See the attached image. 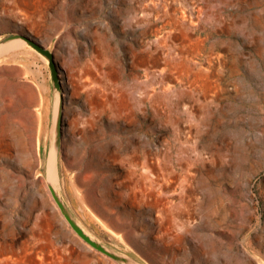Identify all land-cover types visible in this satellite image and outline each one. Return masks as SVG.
Masks as SVG:
<instances>
[{
    "label": "rangeland",
    "instance_id": "1",
    "mask_svg": "<svg viewBox=\"0 0 264 264\" xmlns=\"http://www.w3.org/2000/svg\"><path fill=\"white\" fill-rule=\"evenodd\" d=\"M0 48V264H264V0H0Z\"/></svg>",
    "mask_w": 264,
    "mask_h": 264
},
{
    "label": "bare ground",
    "instance_id": "2",
    "mask_svg": "<svg viewBox=\"0 0 264 264\" xmlns=\"http://www.w3.org/2000/svg\"><path fill=\"white\" fill-rule=\"evenodd\" d=\"M16 38V37H15ZM15 41L17 42V43H19V44H21L22 46H23V44H27V45H29L30 44V42L27 40V39H25V38H23V37H21V36H17V38L15 39ZM14 43V45H13V48H14V46L16 45L17 46V43ZM8 46V45H7ZM33 48V47H32ZM6 49H11L10 47H8V48H6ZM35 49V48H34ZM38 53V52H37ZM47 59V58H46ZM48 65V64H47ZM80 73H82V72H80ZM81 76V75H80ZM59 101V100H58ZM57 107V106H56ZM49 175H50V179H51V181H52V183H54V184H56L57 182H59L58 181V175H57V171H56V169H55V167L54 166H52V165H50L49 166ZM63 205H64V203H63Z\"/></svg>",
    "mask_w": 264,
    "mask_h": 264
},
{
    "label": "water",
    "instance_id": "3",
    "mask_svg": "<svg viewBox=\"0 0 264 264\" xmlns=\"http://www.w3.org/2000/svg\"><path fill=\"white\" fill-rule=\"evenodd\" d=\"M35 46L40 49L41 51L47 53L48 55H50V64L52 66V69H53V74L55 77H57L58 75V72H57V66H56V63L54 61V56L52 53H50L49 51L45 50L42 46H40L38 43H34Z\"/></svg>",
    "mask_w": 264,
    "mask_h": 264
},
{
    "label": "crops",
    "instance_id": "4",
    "mask_svg": "<svg viewBox=\"0 0 264 264\" xmlns=\"http://www.w3.org/2000/svg\"><path fill=\"white\" fill-rule=\"evenodd\" d=\"M21 45V44H20ZM21 48V47H20ZM1 48H0V58H2V52H1ZM32 54H34L33 52H31ZM12 56L14 57V54H12ZM4 57L5 58H3V60H5V61H7V54L6 53H4Z\"/></svg>",
    "mask_w": 264,
    "mask_h": 264
}]
</instances>
